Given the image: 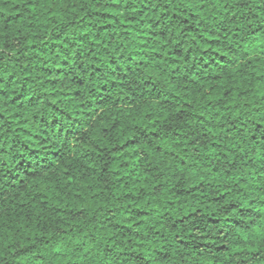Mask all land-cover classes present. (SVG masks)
I'll return each instance as SVG.
<instances>
[{
  "label": "clouds",
  "instance_id": "1",
  "mask_svg": "<svg viewBox=\"0 0 264 264\" xmlns=\"http://www.w3.org/2000/svg\"><path fill=\"white\" fill-rule=\"evenodd\" d=\"M0 264H264V0H0Z\"/></svg>",
  "mask_w": 264,
  "mask_h": 264
},
{
  "label": "trees",
  "instance_id": "2",
  "mask_svg": "<svg viewBox=\"0 0 264 264\" xmlns=\"http://www.w3.org/2000/svg\"><path fill=\"white\" fill-rule=\"evenodd\" d=\"M16 19H18V17H8V20H11L13 23L15 22ZM5 23H7V20L5 21Z\"/></svg>",
  "mask_w": 264,
  "mask_h": 264
}]
</instances>
